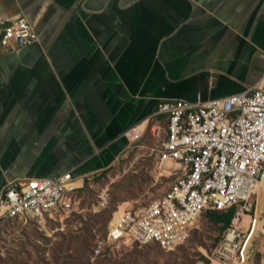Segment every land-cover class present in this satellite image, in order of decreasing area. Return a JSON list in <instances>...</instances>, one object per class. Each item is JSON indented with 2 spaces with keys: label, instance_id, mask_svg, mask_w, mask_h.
<instances>
[{
  "label": "crops",
  "instance_id": "0c3cea01",
  "mask_svg": "<svg viewBox=\"0 0 264 264\" xmlns=\"http://www.w3.org/2000/svg\"><path fill=\"white\" fill-rule=\"evenodd\" d=\"M14 16L39 39L0 49V191L105 172L132 126L164 137L162 101L264 88V0H0Z\"/></svg>",
  "mask_w": 264,
  "mask_h": 264
},
{
  "label": "built area",
  "instance_id": "2783aa9c",
  "mask_svg": "<svg viewBox=\"0 0 264 264\" xmlns=\"http://www.w3.org/2000/svg\"><path fill=\"white\" fill-rule=\"evenodd\" d=\"M0 25L3 51L17 52L38 42L36 24L25 17L14 16ZM155 115H165L167 122L164 137L159 130L151 129L161 142V175L169 174L176 180L161 197L144 207L118 206L112 219L117 217L108 226L107 243L142 247L157 244L172 251L189 240L207 211L235 208L214 253L218 261L240 264L237 253L249 231L248 240L262 238L264 244V88L207 102L162 101ZM142 136L141 124L123 134L129 145L139 143ZM88 180L69 172L57 178L7 182L0 191V235L15 222L44 226L50 220L81 211L79 191ZM108 207V195L103 191L93 208L101 212ZM245 216L251 223L242 227ZM256 221L260 224L257 230ZM102 248L99 244L95 253Z\"/></svg>",
  "mask_w": 264,
  "mask_h": 264
},
{
  "label": "rangeland",
  "instance_id": "374dc122",
  "mask_svg": "<svg viewBox=\"0 0 264 264\" xmlns=\"http://www.w3.org/2000/svg\"><path fill=\"white\" fill-rule=\"evenodd\" d=\"M160 149L161 142L146 136L115 166L90 177L79 194L81 211L50 220L44 226L37 222L6 226L0 235V264H229L223 259L217 260L218 254L214 252L220 239V226L205 215L196 223L189 240L172 251L157 245L107 243L108 226L118 206L144 207L161 197L175 182L169 174L161 175ZM103 191L108 195L109 207L95 212L93 207L98 205ZM249 223L250 217L245 216L242 227ZM258 225L256 221L255 230ZM249 233L237 253L238 262L264 264L262 238L250 241ZM99 244L103 248L96 254Z\"/></svg>",
  "mask_w": 264,
  "mask_h": 264
},
{
  "label": "trees",
  "instance_id": "16d2710c",
  "mask_svg": "<svg viewBox=\"0 0 264 264\" xmlns=\"http://www.w3.org/2000/svg\"><path fill=\"white\" fill-rule=\"evenodd\" d=\"M97 181H99V180L97 179ZM87 182H89V181H85V183H87ZM82 192H83V189H81L79 191V194H81ZM204 215L209 219V221H211L215 224H218L220 226L221 234H220V239H217V241H218L217 246H216V248H217L220 241L224 237L223 235L226 233L227 228L231 224V220H232L233 216L235 215V208H232L227 212L211 210V211H207ZM153 245H157V244H153ZM149 246H151V245H149ZM157 246H159V245H157ZM159 247L162 248L161 246H159Z\"/></svg>",
  "mask_w": 264,
  "mask_h": 264
},
{
  "label": "bare ground",
  "instance_id": "6f19581e",
  "mask_svg": "<svg viewBox=\"0 0 264 264\" xmlns=\"http://www.w3.org/2000/svg\"><path fill=\"white\" fill-rule=\"evenodd\" d=\"M121 208H122V207H121ZM260 210H261V212H262V209H260ZM114 216H115V215H114ZM113 219H114V218H113ZM113 219H112V220H113Z\"/></svg>",
  "mask_w": 264,
  "mask_h": 264
}]
</instances>
